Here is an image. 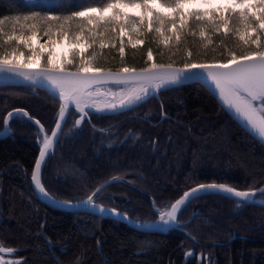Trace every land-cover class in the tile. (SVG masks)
Masks as SVG:
<instances>
[{
    "label": "trees",
    "instance_id": "16d2710c",
    "mask_svg": "<svg viewBox=\"0 0 264 264\" xmlns=\"http://www.w3.org/2000/svg\"><path fill=\"white\" fill-rule=\"evenodd\" d=\"M106 2L0 0V16L30 11L68 14ZM10 27L6 25V30ZM38 36L48 40L42 33ZM221 39L220 34L214 35L213 45L198 62H216L212 57L218 53L211 48ZM231 40L228 38L229 44ZM149 46L146 41L137 50L126 47L125 66H146ZM118 47L117 43L113 49L109 43L98 57V65L117 70L121 66ZM151 47L157 62H170L167 55L161 60L155 44ZM182 59V55L172 57L177 65H182ZM59 106L44 90L27 85L2 86L0 131L9 112L23 108L51 132ZM135 110L137 115L128 111L93 115L91 123L75 131H71L69 119L43 170L46 189L58 199L77 200L87 197L103 181L126 178L129 183L115 182L102 195H113L134 219L154 221L159 217L154 202L156 208H168L196 185L226 183L242 191L264 185V145L201 85L186 83L162 90L131 111ZM9 125L12 134L0 138V244L16 249L18 261L264 264V206L241 202L237 207L239 200L225 195L202 194L187 203L178 215L182 225L166 232L141 231L117 219L47 205L37 197L31 181L40 151L38 127L27 118H12ZM108 125L113 126V133H101L99 127ZM111 141L120 144L107 147Z\"/></svg>",
    "mask_w": 264,
    "mask_h": 264
},
{
    "label": "snow or ice",
    "instance_id": "6c2138e0",
    "mask_svg": "<svg viewBox=\"0 0 264 264\" xmlns=\"http://www.w3.org/2000/svg\"><path fill=\"white\" fill-rule=\"evenodd\" d=\"M126 9L137 11L133 15ZM9 24L10 30H6ZM40 33L48 40L38 49L34 41ZM217 34L222 37L220 44L211 48L218 53L212 57L216 62H198L207 55L213 45L212 37ZM56 36L60 39H54ZM228 38H232L231 44ZM65 41L68 51L59 56L51 50L44 51ZM146 41L150 45L146 49V66H125V48L137 50ZM109 43L113 49L119 44L121 66L115 72L97 63ZM152 44L158 48L161 60L167 55L170 62H157ZM177 55L183 58L179 68L172 60ZM13 78L22 79L30 89L48 92L60 102L55 128L50 135H44L31 176L35 188L45 198L65 207L90 209L147 228L161 223L181 226L177 221L181 206L186 201L192 203L201 198L202 192L226 193L239 198L237 207L241 202L264 205V199H256L257 190L238 191L226 183L201 184L184 192L165 210L156 208L154 202L153 209L159 216L157 221L138 222L116 208H105L94 202L93 197L99 199L97 194L102 195L107 184L96 188L87 199L73 204L68 200L55 201L41 182L42 163L46 156L54 155L51 152L53 141L59 143L57 133L61 131V121L65 120L70 106L80 113L75 121V125H80L89 116L85 109H96L104 115L123 114L148 98H154L161 89L168 90L189 81L205 84L218 93L228 109H234L264 145V0H107L102 6L87 5L68 14L30 11L0 16V81ZM108 83L119 85V90L101 92L97 87ZM100 95L118 98V103L101 104L95 99ZM8 118H27L29 123L38 126V141L40 133L44 132L41 121L23 108L9 112ZM3 125L0 135H11L7 118ZM258 191L264 197V187ZM15 251L0 244V252L11 254ZM0 264H27V261L5 262L0 258ZM74 264L81 262L77 260Z\"/></svg>",
    "mask_w": 264,
    "mask_h": 264
},
{
    "label": "water",
    "instance_id": "95a60500",
    "mask_svg": "<svg viewBox=\"0 0 264 264\" xmlns=\"http://www.w3.org/2000/svg\"><path fill=\"white\" fill-rule=\"evenodd\" d=\"M208 63H214V62H208ZM174 66L175 67H177V68H179V67H182V65H177V64H174ZM138 68H140V67H138ZM106 69H109V68H106ZM73 70H75V69H73ZM113 72H115L116 70L115 69H111ZM186 83H196V82H192V81H189V82H186ZM185 83V84H186ZM197 84H199V85H201L202 87H204L208 92H210L211 94H212V96L221 104V106L228 112V114L239 124V125H241L245 130H247L252 136H254L257 140H258V138H257V136H256V133L247 125V122L241 117V116H239L238 114H236L235 113V110L234 109H231V110H229L228 109V106H227V104L219 97V95H218V93H216V92H213L211 89H209L205 84H202V83H197ZM19 85H26L25 84V82L22 80V79H19V78H13V79H9V80H4V81H0V87H2V86H19ZM108 86H119V85H115V84H112V83H108V84H105V85H99V86H97V87H108ZM95 89V88H94ZM93 89V90H94ZM161 90H163V89H161ZM160 90V91H161ZM159 91V92H160ZM103 92V91H102ZM158 92V93H159ZM48 93V92H47ZM158 93L156 94V95H158ZM49 94V93H48ZM101 96V95H100ZM100 96H98V97H100ZM97 98V97H96ZM135 107V106H134ZM75 110V108H74V106H70L69 107V110H68V112L65 114V120L64 121H61V131H59L58 133H57V135H58V137H59V139H60V137H61V134H62V131H63V129H64V126H65V124H66V122H67V120H68V117H69V115H70V112H71V110ZM76 111V110H75ZM85 111H88L89 113H98V114H102V113H99V112H97L96 111V109H85ZM105 111H107V110H105ZM76 113L77 114H79L80 115V113L78 112V111H76ZM58 118V117H57ZM7 119H8V122H9V120L11 119V118H8V116H7ZM79 119V118H78ZM42 124V123H41ZM43 125V124H42ZM9 127V126H8ZM38 127V126H37ZM55 128V127H54ZM43 135H45V134H47V132H46V129H45V127H44V132H41ZM5 136H7V135H0V138H3V137H5ZM42 146V145H41ZM56 146H57V142H56V140L54 139V141H53V147H52V149H51V152L52 151H54L55 150V148H56ZM47 157L48 156H46L45 157V161L42 163V166H41V182H42V172H43V168H44V165H45V162H46V160H47ZM38 159H39V157H38ZM37 159V160H38ZM117 181H126L124 178H118V177H115V178H113V179H110L109 181H107L106 183H104L103 185H105V184H109V183H111V182H117ZM201 185V184H200ZM199 185H197V186H195V187H193V188H196V187H198ZM33 187H34V189H35V192H36V194L38 195V197L43 201V202H45L46 204H48L49 206H52V207H54V208H57V209H60V210H63V211H70V212H93V213H96V214H99V215H102V214H100V213H98V212H94L93 210H90V209H84V208H80V209H76V208H73V207H65V206H62L61 204H59L58 202H54L53 200H50V199H47V198H45L44 196H42L39 192H38V190L35 188V185H34V183H33ZM264 187V186H263ZM192 189V188H191ZM191 189H189L188 191H190ZM239 191V190H238ZM99 194V193H98ZM97 194V195H98ZM201 194H204L203 192L201 193ZM218 194H222V195H226V196H229L228 194H226V193H218ZM260 193H259V191H258V189H257V192H256V196L257 195H259ZM49 195L50 196H52L50 193H49ZM183 196V195H182ZM181 196V197H182ZM53 198H54V200L55 201H64V200H60V199H58V198H55L54 196H52ZM180 197V198H181ZM95 198L96 197H93V200H94V202H95ZM179 198V199H180ZM191 199V198H190ZM257 199V198H256ZM257 200H262V199H257ZM71 203H73V204H75V203H77L78 201H70ZM187 203V201L185 202V204ZM257 205H261V204H257ZM262 206H264V205H262ZM183 206H181V208H182ZM105 208H107V207H105ZM119 212H121V211H119ZM121 213H123V212H121ZM103 216H105V215H103ZM109 216H112V215H109ZM128 216V215H127ZM113 217H115V216H113ZM128 218L130 219V220H133V221H136V220H134L133 218H131V217H129L128 216ZM126 223H128L131 227H133V228H136V229H139V230H141V231H152V232H164V231H167V230H169L170 228H173V227H177V225H171V226H167V225H163L162 223L161 224H158V225H156V226H154V227H151V228H147V227H137L136 226V224H130L127 220H124ZM157 221V220H156ZM139 222V221H138ZM180 224V223H179ZM0 258H2L5 262H7L8 260L6 259V258H4L1 254H0Z\"/></svg>",
    "mask_w": 264,
    "mask_h": 264
},
{
    "label": "flooded vegetation",
    "instance_id": "af4514ba",
    "mask_svg": "<svg viewBox=\"0 0 264 264\" xmlns=\"http://www.w3.org/2000/svg\"><path fill=\"white\" fill-rule=\"evenodd\" d=\"M131 111V110H130ZM128 111L129 113H131V114H133V115H137L138 113H137V111L135 110V111ZM93 115H96V114H90V120H89V118H86L85 119V121H83V123L81 124V125H75V121L79 118V116L80 115H78L74 110H72L71 112H70V115H69V118H68V120H67V122L69 121V119H71L72 120V122H71V131L72 130H74L75 131V129H82V128H84L85 127V125L87 124V123H91L92 121H93ZM98 115H100V116H113V115H104V114H98ZM90 121V122H89ZM113 126L112 125H108V126H106L105 128H101V127H99V130H100V132L101 133H105V134H107V135H111L112 133H113ZM63 134V133H62ZM61 137H62V135H61ZM61 139V138H60ZM157 141V140H156ZM60 142V141H59ZM59 144V143H58ZM119 145L120 144V142L118 141H115V142H107V144H106V146L107 147H112V146H116V145ZM58 146V145H57ZM113 178H115V177H112V178H110V179H113ZM42 179H44L43 178V175H42ZM110 179H108V180H106V181H103L102 183H101V185H103V183H106L107 181H109ZM126 181H123V182H130L128 179H126V178H124ZM32 181V180H31ZM117 182H121V181H117ZM113 183H115V182H111V183H109L108 185H111V184H113ZM108 187V186H107ZM104 190V189H103ZM98 196H100V198L99 199H97L96 198V200H97V202L99 203V204H102L103 206H106V207H109V208H116L117 210H120V211H123L124 213H126L128 216H130V217H132V215L131 214H129V212L126 210V208H127V206H124V207H121V206H119L118 205V203H119V201L116 199V198H113V195H110V194H106V195H101V194H99ZM82 199V198H81ZM113 201H114V203L115 204H113ZM132 210V209H131ZM109 218H112V219H116V218H114V217H109ZM118 220V219H117ZM119 221H121V220H119ZM121 222H123V221H121Z\"/></svg>",
    "mask_w": 264,
    "mask_h": 264
},
{
    "label": "rangeland",
    "instance_id": "374dc122",
    "mask_svg": "<svg viewBox=\"0 0 264 264\" xmlns=\"http://www.w3.org/2000/svg\"><path fill=\"white\" fill-rule=\"evenodd\" d=\"M127 11H129L131 14H135L137 10L135 9H126ZM56 40H59V39H56ZM47 40H42L40 38V36L37 37V40L34 41V44L35 46L39 49L40 45L41 44H44ZM68 48H69V45L67 43V41H65L63 44H60V43H57L55 44L54 47H52L51 49H44L45 52H47L48 50H51L53 51V53L56 55V56H59L61 55L62 53L68 51ZM28 53L26 52L25 53V56H27ZM43 63V61H42ZM119 87L120 86H117V87H109V88H104L105 91H107L108 89H111L113 93L117 92L119 90ZM102 91V90H101ZM99 103L103 104V103H108V102H111V103H118V98L117 99H113L112 96H101V98H98L96 99ZM259 103V102H258ZM44 136L41 137V142L43 140ZM85 198V197H83ZM7 255H13V253H8ZM16 261V260H15Z\"/></svg>",
    "mask_w": 264,
    "mask_h": 264
},
{
    "label": "bare ground",
    "instance_id": "6f19581e",
    "mask_svg": "<svg viewBox=\"0 0 264 264\" xmlns=\"http://www.w3.org/2000/svg\"><path fill=\"white\" fill-rule=\"evenodd\" d=\"M103 184H104V183H103ZM100 186H101V185H100ZM100 186H99V187H100Z\"/></svg>",
    "mask_w": 264,
    "mask_h": 264
}]
</instances>
